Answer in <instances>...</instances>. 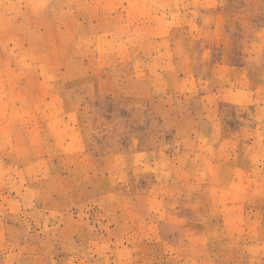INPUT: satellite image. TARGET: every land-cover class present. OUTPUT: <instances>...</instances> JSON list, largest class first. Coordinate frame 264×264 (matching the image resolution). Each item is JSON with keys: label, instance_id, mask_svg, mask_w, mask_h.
Wrapping results in <instances>:
<instances>
[{"label": "rangeland", "instance_id": "obj_1", "mask_svg": "<svg viewBox=\"0 0 264 264\" xmlns=\"http://www.w3.org/2000/svg\"><path fill=\"white\" fill-rule=\"evenodd\" d=\"M0 264H264V0H0Z\"/></svg>", "mask_w": 264, "mask_h": 264}]
</instances>
